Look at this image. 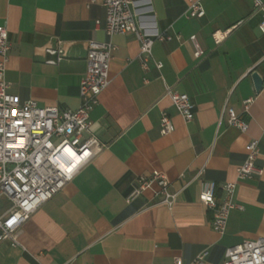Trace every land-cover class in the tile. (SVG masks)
Listing matches in <instances>:
<instances>
[{
  "label": "crops",
  "instance_id": "0c3cea01",
  "mask_svg": "<svg viewBox=\"0 0 264 264\" xmlns=\"http://www.w3.org/2000/svg\"><path fill=\"white\" fill-rule=\"evenodd\" d=\"M198 1L200 18L186 16L188 0L135 4L139 28L164 36L153 41L144 69L134 34L108 37L103 23L95 25L104 17L102 0H0V25L10 41L5 79L20 100L76 109L88 40L115 46L109 83L89 113L90 131L103 147L31 214L15 243L0 241V264H172L174 257L194 264L205 247L204 264H221L227 247L264 237V171L237 183L240 207L230 210L223 234L212 229L213 211L198 199L203 180L214 181L221 196L252 139L264 169L262 14L252 0ZM216 31L224 33L219 42ZM191 35L203 50L198 57ZM253 71L263 81L258 91ZM166 88L188 95L191 120L178 115ZM228 108L247 124L245 131L228 124ZM162 111L174 124L166 135L159 132ZM153 171L164 173L177 193L171 207L158 202L156 182L127 199L138 177Z\"/></svg>",
  "mask_w": 264,
  "mask_h": 264
},
{
  "label": "built area",
  "instance_id": "2783aa9c",
  "mask_svg": "<svg viewBox=\"0 0 264 264\" xmlns=\"http://www.w3.org/2000/svg\"><path fill=\"white\" fill-rule=\"evenodd\" d=\"M139 2L148 5V0H102L104 17L96 20L95 25L103 23V30L108 37L120 33L134 34L139 41L137 58L146 69L153 41L163 39L164 36L148 35L139 28L134 8ZM252 2L253 8L262 14L258 28L264 33V1ZM204 13L198 0H188L185 10L187 17L200 18ZM223 34L216 31L212 36L219 42ZM189 39L194 48V56H200L203 50L195 35ZM114 48L110 40H88L86 69L78 85L80 104L76 109L59 108L56 105L39 106L34 99L20 100L17 95L9 92L10 84L5 79V70L10 41L6 27L0 25V198L9 202V206L0 215V241L8 239L15 243L18 229L31 214L59 192L79 168L103 147L90 131L89 113L109 83L108 69ZM160 66L158 62L156 67ZM165 95L184 121L193 118L194 104L186 93L166 88ZM251 101V97L245 99L243 108L247 109ZM226 112L229 125L246 130L247 124L232 109L228 108ZM173 130L170 115L162 111L159 116V132L166 135ZM262 131L264 133V127ZM244 148L246 155L236 167L235 180L220 186V197L215 195L214 181L203 180L201 184L198 199L212 209L210 225L218 234H223L230 210L240 207L234 201L237 183L261 176L264 171L262 166L256 164L259 155L257 139L248 141ZM152 182L159 186L155 192L158 202L171 207L177 193L169 190L166 176L160 171H153L147 177H138L137 185L127 199L138 196ZM208 255L209 247H205L197 253L193 263L204 264ZM172 264H182L181 258L174 257ZM221 264H264V237L246 239L227 247Z\"/></svg>",
  "mask_w": 264,
  "mask_h": 264
},
{
  "label": "water",
  "instance_id": "95a60500",
  "mask_svg": "<svg viewBox=\"0 0 264 264\" xmlns=\"http://www.w3.org/2000/svg\"><path fill=\"white\" fill-rule=\"evenodd\" d=\"M53 55H54V57H56L57 53L54 51ZM251 78H252L255 90L256 91L260 90L262 85H263V81H262L261 77L258 75L257 72L253 71L251 73Z\"/></svg>",
  "mask_w": 264,
  "mask_h": 264
},
{
  "label": "rangeland",
  "instance_id": "374dc122",
  "mask_svg": "<svg viewBox=\"0 0 264 264\" xmlns=\"http://www.w3.org/2000/svg\"><path fill=\"white\" fill-rule=\"evenodd\" d=\"M7 202L5 198H0V211H2L4 208H6Z\"/></svg>",
  "mask_w": 264,
  "mask_h": 264
},
{
  "label": "bare ground",
  "instance_id": "6f19581e",
  "mask_svg": "<svg viewBox=\"0 0 264 264\" xmlns=\"http://www.w3.org/2000/svg\"><path fill=\"white\" fill-rule=\"evenodd\" d=\"M70 153H72V152H70Z\"/></svg>",
  "mask_w": 264,
  "mask_h": 264
}]
</instances>
